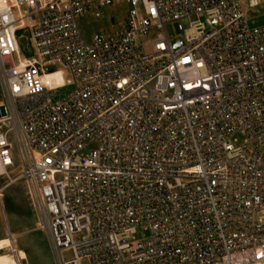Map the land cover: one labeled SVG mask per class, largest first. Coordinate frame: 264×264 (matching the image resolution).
Segmentation results:
<instances>
[{"label":"built area","instance_id":"2783aa9c","mask_svg":"<svg viewBox=\"0 0 264 264\" xmlns=\"http://www.w3.org/2000/svg\"><path fill=\"white\" fill-rule=\"evenodd\" d=\"M0 181L54 264H264V0H0Z\"/></svg>","mask_w":264,"mask_h":264},{"label":"rangeland","instance_id":"374dc122","mask_svg":"<svg viewBox=\"0 0 264 264\" xmlns=\"http://www.w3.org/2000/svg\"><path fill=\"white\" fill-rule=\"evenodd\" d=\"M112 17L100 21L92 17H86L80 23L81 34L88 40L91 34L97 31L109 34L112 30L117 28L119 24L124 22V16L119 9L112 10ZM109 9L105 10L108 14ZM254 16L262 14V10L255 9L252 11ZM258 24L262 23L259 19ZM182 29L187 27L186 21H181ZM166 32L170 38L175 36L173 29L170 26L166 27ZM25 54V52H22ZM70 89H62L57 92V96L69 92ZM6 181H0V190L2 193V207L0 206V241L6 240L7 230L14 236V243L17 251H22L26 254L25 263L22 264H53L51 253L49 252L48 241L45 234L37 229L34 217L31 214L29 204L24 195L22 183L17 181L5 187ZM9 239V238H8ZM0 255L8 256L15 259L10 253L9 249L0 252ZM18 257V255H17ZM18 259V258H17Z\"/></svg>","mask_w":264,"mask_h":264},{"label":"bare ground","instance_id":"6f19581e","mask_svg":"<svg viewBox=\"0 0 264 264\" xmlns=\"http://www.w3.org/2000/svg\"><path fill=\"white\" fill-rule=\"evenodd\" d=\"M54 78L57 84L62 83V78L60 77V74H57ZM11 243H12L11 240L8 238L6 240H1L0 241V252L5 251L6 248L9 245H11ZM17 253H18L17 260L19 261V264L25 263L24 259L26 258V254L23 253L22 251H17ZM0 264H17V261L16 259L9 258L7 255L6 256L0 255Z\"/></svg>","mask_w":264,"mask_h":264},{"label":"crops","instance_id":"0c3cea01","mask_svg":"<svg viewBox=\"0 0 264 264\" xmlns=\"http://www.w3.org/2000/svg\"><path fill=\"white\" fill-rule=\"evenodd\" d=\"M52 258V257H51ZM52 262H53V260H52ZM54 264V263H53Z\"/></svg>","mask_w":264,"mask_h":264}]
</instances>
